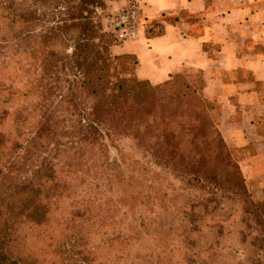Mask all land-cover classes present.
Segmentation results:
<instances>
[{"label": "trees", "instance_id": "obj_1", "mask_svg": "<svg viewBox=\"0 0 264 264\" xmlns=\"http://www.w3.org/2000/svg\"><path fill=\"white\" fill-rule=\"evenodd\" d=\"M106 4L0 0V264H124L165 207L154 186L170 179L204 192L220 223L253 214L264 251V189L247 187L201 75L139 79L136 58L111 51L121 42L103 26ZM161 32L145 26L148 37ZM109 160L120 169L116 183ZM188 200L189 226L175 240L183 250L205 219L196 197ZM172 241L158 249L159 264H176Z\"/></svg>", "mask_w": 264, "mask_h": 264}, {"label": "crops", "instance_id": "obj_2", "mask_svg": "<svg viewBox=\"0 0 264 264\" xmlns=\"http://www.w3.org/2000/svg\"><path fill=\"white\" fill-rule=\"evenodd\" d=\"M162 32L111 48L130 54L139 79L157 85L187 72L202 77V96L250 190L264 189V0H107L103 26L129 2Z\"/></svg>", "mask_w": 264, "mask_h": 264}, {"label": "rangeland", "instance_id": "obj_3", "mask_svg": "<svg viewBox=\"0 0 264 264\" xmlns=\"http://www.w3.org/2000/svg\"><path fill=\"white\" fill-rule=\"evenodd\" d=\"M105 16L104 11V17ZM107 26L110 28V24ZM109 151L110 155L115 154L113 148H110ZM110 157L112 158V156ZM109 166L115 171V174L111 177L113 183H116L117 178L115 179L114 176L118 175L120 169L113 163V160H109ZM129 168L135 169V173H141L143 167L141 164H137L134 161ZM158 172L159 171H157V173ZM127 174L128 176L130 175V173L127 172V168L125 172L121 170V176H127ZM150 176L157 178L156 173H151ZM157 184L158 186H154L155 191H157L154 195L157 197L165 195V198L161 197V199L165 200L166 208L163 206L156 221L145 224L149 237L143 241L144 247L137 251L129 252L130 254L128 253V255L124 257V264H159V261H162V255H160L158 249L164 248L173 239L175 246L172 245L175 248V253L171 260L172 263L264 264V251H261L262 249L258 248L259 246H257L254 241L259 228L255 224V216L253 214L250 215L245 212H237L229 217L227 214L224 215L223 213V222L220 223V219H218L219 216H214L219 214V212L217 214H215L216 211L211 212L214 204L212 203L210 205L207 203V195L204 192H201L199 189L189 188L185 183L176 182L172 179L158 180ZM193 197H196L197 202H195L198 203V211H200L202 215H205V219L203 224H200L193 233L191 232V236L194 240L193 244L188 249L183 250L179 249V245L175 240H180L177 235L181 233L184 227L189 226L186 221H183V214L181 212L182 210H189L187 208V202L189 198ZM129 204L132 205L131 202L127 203V205ZM147 213L142 212L143 215ZM111 214L113 219H117L125 225L126 223L127 225L130 224L128 221L121 220L120 215L117 213ZM134 215H136V217L140 216L139 212H136ZM147 215H145L146 219L151 218ZM90 231H92V229ZM93 237L95 238L90 239L87 237V248H92L93 245L97 243V235ZM172 245L168 246L170 250ZM156 252L159 253L158 255L161 257H157ZM73 261L74 260L71 259L70 263H73ZM47 262H49V260H47Z\"/></svg>", "mask_w": 264, "mask_h": 264}, {"label": "built area", "instance_id": "obj_4", "mask_svg": "<svg viewBox=\"0 0 264 264\" xmlns=\"http://www.w3.org/2000/svg\"><path fill=\"white\" fill-rule=\"evenodd\" d=\"M144 25L146 26L140 4L131 1L111 19L110 31L119 42L136 40Z\"/></svg>", "mask_w": 264, "mask_h": 264}]
</instances>
